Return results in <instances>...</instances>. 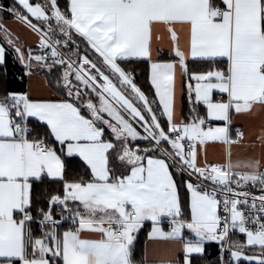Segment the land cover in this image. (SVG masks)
Instances as JSON below:
<instances>
[{
    "label": "snow or ice",
    "instance_id": "1",
    "mask_svg": "<svg viewBox=\"0 0 264 264\" xmlns=\"http://www.w3.org/2000/svg\"><path fill=\"white\" fill-rule=\"evenodd\" d=\"M9 55L29 84H0V264H198L211 243L210 264H264V160L233 157L264 147L233 121L264 109V0H0L5 75Z\"/></svg>",
    "mask_w": 264,
    "mask_h": 264
},
{
    "label": "crops",
    "instance_id": "2",
    "mask_svg": "<svg viewBox=\"0 0 264 264\" xmlns=\"http://www.w3.org/2000/svg\"><path fill=\"white\" fill-rule=\"evenodd\" d=\"M12 27L14 32H16V34L19 36L20 41L25 45L26 48L30 46L33 49H35L37 43V37L33 33H31L26 28L18 24H14L12 25ZM170 45H171L170 37L168 36L167 33H163L161 40L159 41L154 40L153 43L154 55H155V50L159 48L160 51L164 54V56H168L167 54L170 51ZM8 66L9 68H11V71H13L18 81L23 83V88H27L29 84V79L27 77H25L23 81L19 79L20 74L23 72V66L20 65L18 62H14L11 55H9L7 58V70H8ZM42 70H39V74L32 78L31 83L33 84L34 87L40 90H44L48 94H53L52 89L47 85L46 77H44L40 73ZM176 108H177V119H180L182 116L188 115V101L186 95L183 97H181L180 95L179 77L177 80ZM233 121H234V127L237 126L240 127L241 130L245 132L246 136H251L252 139H255V137L259 135L261 128H264V109H260L254 115L252 114L234 115ZM215 123H219V122H215ZM205 147L210 161L219 162L222 160L223 148L221 145L209 143ZM253 151H255L258 155H260L262 160H264V147H260L259 145H257V148L255 150L249 149L248 151H245L243 149H234L233 157L234 158H236L237 156L244 157L250 155ZM145 225H149L151 229L150 222H146ZM164 226L165 228H167L166 221L164 223ZM146 245L148 246V255L151 258L154 255L152 242L146 240L145 246ZM215 248H216L215 243H211L207 245V250L209 255L213 254Z\"/></svg>",
    "mask_w": 264,
    "mask_h": 264
},
{
    "label": "trees",
    "instance_id": "3",
    "mask_svg": "<svg viewBox=\"0 0 264 264\" xmlns=\"http://www.w3.org/2000/svg\"><path fill=\"white\" fill-rule=\"evenodd\" d=\"M10 2V0H9ZM162 59H168V56L162 55ZM191 66V65H190ZM128 67L130 69H136V75L138 77V82L141 84L143 88L146 90L150 87L147 83L146 79V74L143 72V69L146 67L144 64H129ZM202 67H207V65H203ZM44 77H46L47 80H52L53 82L55 81L56 77L52 74H48L46 69H43L40 72ZM0 84H2L4 87H7L9 89H20L23 88V83L19 82L18 79L16 78L15 74L13 71H11V68L8 66L7 74L5 75L3 67H0ZM86 169L84 167H78L76 171L73 173V175L76 174H82ZM41 200L45 199V196L41 194ZM150 229L149 225H145V227L141 230L138 239L136 241V249H135V258L137 260H140L143 256L144 252V246L145 242L147 240V233ZM234 239H239L243 241L245 238L243 236H234ZM218 255V247L216 245L215 251L213 254L207 256L206 259H202L198 262V264H210V262L215 261L216 257Z\"/></svg>",
    "mask_w": 264,
    "mask_h": 264
},
{
    "label": "built area",
    "instance_id": "4",
    "mask_svg": "<svg viewBox=\"0 0 264 264\" xmlns=\"http://www.w3.org/2000/svg\"><path fill=\"white\" fill-rule=\"evenodd\" d=\"M37 44V43H36ZM237 236H242V235H240V234H237Z\"/></svg>",
    "mask_w": 264,
    "mask_h": 264
}]
</instances>
